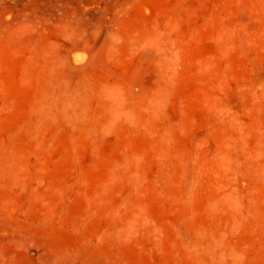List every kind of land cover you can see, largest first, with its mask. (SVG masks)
<instances>
[{
    "label": "rangeland",
    "instance_id": "rangeland-1",
    "mask_svg": "<svg viewBox=\"0 0 264 264\" xmlns=\"http://www.w3.org/2000/svg\"><path fill=\"white\" fill-rule=\"evenodd\" d=\"M0 264H264V0H0Z\"/></svg>",
    "mask_w": 264,
    "mask_h": 264
}]
</instances>
